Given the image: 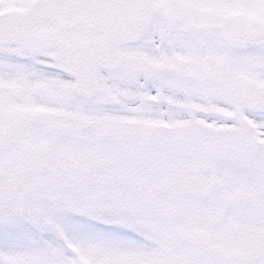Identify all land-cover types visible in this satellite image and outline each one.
Wrapping results in <instances>:
<instances>
[{
    "label": "snow or ice",
    "instance_id": "obj_1",
    "mask_svg": "<svg viewBox=\"0 0 264 264\" xmlns=\"http://www.w3.org/2000/svg\"><path fill=\"white\" fill-rule=\"evenodd\" d=\"M0 264H264V0H0Z\"/></svg>",
    "mask_w": 264,
    "mask_h": 264
}]
</instances>
